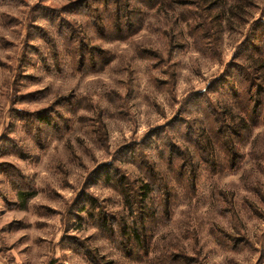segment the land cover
Listing matches in <instances>:
<instances>
[{"label": "rangeland", "instance_id": "374dc122", "mask_svg": "<svg viewBox=\"0 0 264 264\" xmlns=\"http://www.w3.org/2000/svg\"><path fill=\"white\" fill-rule=\"evenodd\" d=\"M261 65L264 0H0V264H264Z\"/></svg>", "mask_w": 264, "mask_h": 264}, {"label": "trees", "instance_id": "16d2710c", "mask_svg": "<svg viewBox=\"0 0 264 264\" xmlns=\"http://www.w3.org/2000/svg\"><path fill=\"white\" fill-rule=\"evenodd\" d=\"M258 72H261V75H260V76L262 77V81H263V83H264V66H263V65H261V66L259 67ZM21 196L23 197V199H22V201H24L23 204H25L26 201H27V199H28V197L24 198V197H25L24 194H21Z\"/></svg>", "mask_w": 264, "mask_h": 264}]
</instances>
